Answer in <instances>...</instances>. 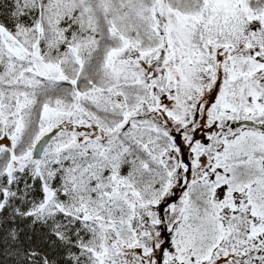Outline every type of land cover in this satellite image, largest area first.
<instances>
[{
	"label": "snow or ice",
	"instance_id": "obj_1",
	"mask_svg": "<svg viewBox=\"0 0 264 264\" xmlns=\"http://www.w3.org/2000/svg\"><path fill=\"white\" fill-rule=\"evenodd\" d=\"M0 264H264V0H0Z\"/></svg>",
	"mask_w": 264,
	"mask_h": 264
}]
</instances>
